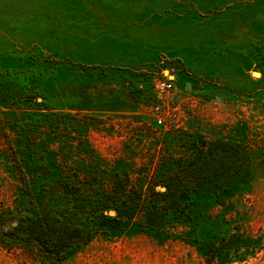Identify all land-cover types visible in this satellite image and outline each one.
<instances>
[{
  "label": "rangeland",
  "instance_id": "rangeland-1",
  "mask_svg": "<svg viewBox=\"0 0 264 264\" xmlns=\"http://www.w3.org/2000/svg\"><path fill=\"white\" fill-rule=\"evenodd\" d=\"M0 72L9 96L21 85L43 112L86 123V141L106 165L120 160L150 176L159 154L190 136L252 146L248 185L208 214L222 211L264 238V0H0ZM158 82L170 88L159 92ZM31 110L0 103L3 118ZM42 131L57 150L63 134ZM4 145L0 136L7 205L18 182ZM143 221L139 213L123 230L96 235L63 264H207L195 244ZM0 264L36 263L0 245ZM230 264H264V246Z\"/></svg>",
  "mask_w": 264,
  "mask_h": 264
},
{
  "label": "trees",
  "instance_id": "trees-1",
  "mask_svg": "<svg viewBox=\"0 0 264 264\" xmlns=\"http://www.w3.org/2000/svg\"><path fill=\"white\" fill-rule=\"evenodd\" d=\"M5 78L0 72V103L33 110L0 114L3 163L18 182L10 204H0L3 248L19 249L36 264H63L96 235L123 230L139 213L155 234L195 244L207 264L241 262L264 246L263 236L242 222L227 220L222 211L208 214L248 185L258 152L252 146L190 136L178 139L181 150L170 154L169 146L159 154L150 176L148 168L133 169L128 162L106 165L86 141L85 122L65 124L68 114L43 112V103L21 85L9 96ZM42 129L63 134L57 150ZM74 154L80 156L71 160ZM179 226L185 229L172 231Z\"/></svg>",
  "mask_w": 264,
  "mask_h": 264
},
{
  "label": "built area",
  "instance_id": "built-area-1",
  "mask_svg": "<svg viewBox=\"0 0 264 264\" xmlns=\"http://www.w3.org/2000/svg\"><path fill=\"white\" fill-rule=\"evenodd\" d=\"M157 88H158V91L159 92H162V91H165V90H168L170 88V84L167 83V82H158L157 83ZM157 122H161V119L158 118L157 119Z\"/></svg>",
  "mask_w": 264,
  "mask_h": 264
},
{
  "label": "water",
  "instance_id": "water-1",
  "mask_svg": "<svg viewBox=\"0 0 264 264\" xmlns=\"http://www.w3.org/2000/svg\"><path fill=\"white\" fill-rule=\"evenodd\" d=\"M107 213L111 215V214H114V211L111 210V211H108Z\"/></svg>",
  "mask_w": 264,
  "mask_h": 264
}]
</instances>
